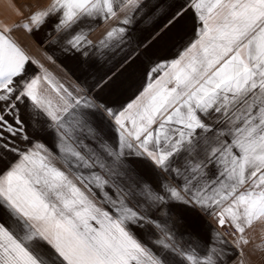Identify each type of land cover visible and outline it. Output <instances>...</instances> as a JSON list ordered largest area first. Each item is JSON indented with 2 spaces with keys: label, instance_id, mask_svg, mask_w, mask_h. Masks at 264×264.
Here are the masks:
<instances>
[{
  "label": "snow or ice",
  "instance_id": "snow-or-ice-1",
  "mask_svg": "<svg viewBox=\"0 0 264 264\" xmlns=\"http://www.w3.org/2000/svg\"><path fill=\"white\" fill-rule=\"evenodd\" d=\"M26 7L0 26V264H264V0Z\"/></svg>",
  "mask_w": 264,
  "mask_h": 264
},
{
  "label": "crops",
  "instance_id": "crops-1",
  "mask_svg": "<svg viewBox=\"0 0 264 264\" xmlns=\"http://www.w3.org/2000/svg\"><path fill=\"white\" fill-rule=\"evenodd\" d=\"M38 0H0V26H11L22 19V16L19 14L23 12L24 16H27L28 5L35 6ZM40 3H47L48 0H39ZM94 31L89 35V39H92L94 42L98 41L104 32V27L93 26ZM178 46V42H177ZM176 51L175 48H172L171 44L166 47L163 51L159 53L161 57L171 59L172 54ZM49 67L50 71L58 78L68 82H76L77 77L81 75V69L77 66V62L71 60H59L56 65H46ZM143 84V74L141 72L130 74L122 83V86L116 91L113 95L112 100L117 101V106L119 103L127 102V100L134 98L138 91L141 89ZM206 222V223H205ZM205 225V231L207 236L205 241L201 242L200 246L197 248V253L203 257L209 251L210 245L206 243L207 238L215 237L217 232L223 233L215 225L214 220L209 217H204V220L201 221ZM249 238L252 241L248 246L245 247V252L248 253L253 248L254 245L258 247H264V226L256 225L253 230L249 233ZM180 239L181 243H185L189 237L184 236ZM245 264H248L246 260ZM253 264H261V257L257 256L253 258Z\"/></svg>",
  "mask_w": 264,
  "mask_h": 264
},
{
  "label": "built area",
  "instance_id": "built-area-1",
  "mask_svg": "<svg viewBox=\"0 0 264 264\" xmlns=\"http://www.w3.org/2000/svg\"><path fill=\"white\" fill-rule=\"evenodd\" d=\"M215 222V221H214ZM215 225H216V222H215ZM217 226V225H216ZM218 228V227H217ZM218 229H220V228H218ZM222 232H224L225 230L224 229H220Z\"/></svg>",
  "mask_w": 264,
  "mask_h": 264
}]
</instances>
